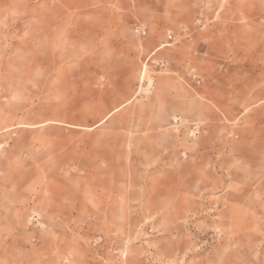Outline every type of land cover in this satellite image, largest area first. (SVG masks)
I'll use <instances>...</instances> for the list:
<instances>
[{
	"label": "rangeland",
	"instance_id": "obj_1",
	"mask_svg": "<svg viewBox=\"0 0 264 264\" xmlns=\"http://www.w3.org/2000/svg\"><path fill=\"white\" fill-rule=\"evenodd\" d=\"M0 264H264V0H0Z\"/></svg>",
	"mask_w": 264,
	"mask_h": 264
}]
</instances>
